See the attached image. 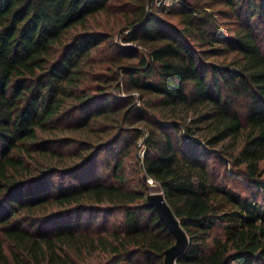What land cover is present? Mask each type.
Returning a JSON list of instances; mask_svg holds the SVG:
<instances>
[{
    "label": "trees",
    "instance_id": "1",
    "mask_svg": "<svg viewBox=\"0 0 264 264\" xmlns=\"http://www.w3.org/2000/svg\"><path fill=\"white\" fill-rule=\"evenodd\" d=\"M109 1L0 0V264H79L96 250L107 257L96 264H164L175 238L145 178L188 236L175 264H264V0H212L236 19L232 35L192 0H169L182 25L147 11L153 0H120L122 44L103 30L68 35ZM99 117L112 123L76 160L31 171L34 152L74 144L60 131ZM139 137L145 178L131 182L121 167ZM24 209L39 229L21 227ZM119 213L109 229H80L82 216Z\"/></svg>",
    "mask_w": 264,
    "mask_h": 264
},
{
    "label": "rangeland",
    "instance_id": "2",
    "mask_svg": "<svg viewBox=\"0 0 264 264\" xmlns=\"http://www.w3.org/2000/svg\"><path fill=\"white\" fill-rule=\"evenodd\" d=\"M193 2H198L197 5L200 7V10L204 12H208L210 17V21L213 23L214 27L220 28L225 34L234 33V29L237 26V21L235 18H233L230 14H228V8H226V5L223 3L217 2V1H210V0H192ZM122 1L120 0H110L107 6L95 14H92L86 18V20L82 24L76 25L73 29L69 30L68 35L82 32V31H107L112 35V38L114 41L120 42L121 36L128 32L130 30L129 24H128V18L131 17V13L128 11L130 8H122L121 5ZM170 1L169 0H153V4L147 5V11H152L155 7L158 9L156 13L164 20L172 23V24H178L182 25V19L183 16L179 13H172L170 11H173L171 7H169ZM127 10V11H124ZM213 25H210L206 27L208 29H212ZM258 38L261 41V46L264 52V28L257 29ZM122 44V43H121ZM201 47L205 48L207 47V44L201 45ZM101 48V47H100ZM104 50L110 51L109 46L104 45ZM140 49H143L140 47ZM100 52L97 50H94L91 52V55H97ZM232 53H226V54H217L210 56L209 60L212 61H226L231 57ZM106 63H100V65H105ZM118 95H123L127 93L117 92ZM136 103L139 105L140 101L137 99ZM99 123H96V119L94 121L91 120L89 123L90 127L93 126L94 128H90L89 126L86 128H82L81 130H78L76 132H70V131H60L59 133L66 135H72L76 137V141L72 145H65V144H59L61 145L59 148L60 150H63L59 153L57 156L50 157L49 154H42L34 152L32 154V159L28 160V164L31 167V171L36 170V167L39 165V167H45L49 164L57 167L64 168L70 163H72L73 160H76L79 155L81 154L85 147H88L89 144H91L92 141L96 140V130L103 129V123H112L110 118H97ZM97 125V126H96ZM142 128L141 126H139ZM108 133L111 130H107ZM47 132H43V135L40 136V141L49 137L47 136ZM107 135V134H106ZM60 136H58L59 138ZM50 138V137H49ZM62 138V137H60ZM90 142V143H89ZM135 150L130 155L126 156L124 158V163L121 167V170L123 171V178H126L127 181L133 182V179L136 178H143V173L139 171L140 167V158L143 154V143L142 138L139 137L135 144ZM264 164V161L262 162ZM240 182L242 180L239 178ZM110 178V177H109ZM146 188L143 189L145 196L147 197V194L154 191V190H160L159 186L153 181L152 179H145ZM236 182L235 185L237 187L243 186V184L238 183L236 179H234ZM134 187L141 189L142 186L140 184H136ZM145 197V198H146ZM51 207L42 205L40 207L34 208L33 211V217L35 216H44L50 211ZM32 214V213H31ZM28 214L26 213V210H22L16 218L22 219L19 224H21L22 228H25L29 231H33L36 229H39L41 224L39 223H30L31 217H27ZM121 221L120 213L116 214L112 217H102V216H95V218L90 215H85L81 217L80 222V229H84V231L88 230L92 232V229H94L97 226H103L111 228L113 224H117ZM73 222H76L74 220ZM79 229V230H80ZM45 232L47 229H43ZM109 257V256H108ZM106 254H102L99 251H92L91 255H84L82 257L83 261H79V264H96L98 262H103L106 259Z\"/></svg>",
    "mask_w": 264,
    "mask_h": 264
},
{
    "label": "water",
    "instance_id": "3",
    "mask_svg": "<svg viewBox=\"0 0 264 264\" xmlns=\"http://www.w3.org/2000/svg\"><path fill=\"white\" fill-rule=\"evenodd\" d=\"M146 202L148 205L154 207L160 219L165 223L175 238L174 243L164 250L163 261L164 264H175L176 258L183 253L187 247L188 236L167 203L162 191L154 190L148 193Z\"/></svg>",
    "mask_w": 264,
    "mask_h": 264
}]
</instances>
